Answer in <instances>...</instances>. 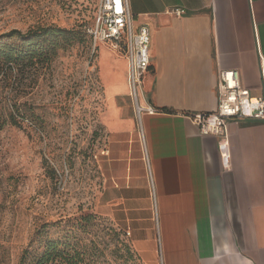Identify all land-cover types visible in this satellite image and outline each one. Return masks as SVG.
I'll use <instances>...</instances> for the list:
<instances>
[{
  "label": "crops",
  "instance_id": "0c3cea01",
  "mask_svg": "<svg viewBox=\"0 0 264 264\" xmlns=\"http://www.w3.org/2000/svg\"><path fill=\"white\" fill-rule=\"evenodd\" d=\"M128 6L134 26L150 28L140 103L156 112L139 122L128 63L104 48L96 214L127 236L142 264H264V122L232 120L224 138L201 136L185 117L216 111L220 71H238L253 97L264 91V0Z\"/></svg>",
  "mask_w": 264,
  "mask_h": 264
},
{
  "label": "rangeland",
  "instance_id": "374dc122",
  "mask_svg": "<svg viewBox=\"0 0 264 264\" xmlns=\"http://www.w3.org/2000/svg\"><path fill=\"white\" fill-rule=\"evenodd\" d=\"M99 2L0 0V264H36L50 247L48 264H142L95 211L112 49L90 33Z\"/></svg>",
  "mask_w": 264,
  "mask_h": 264
},
{
  "label": "built area",
  "instance_id": "2783aa9c",
  "mask_svg": "<svg viewBox=\"0 0 264 264\" xmlns=\"http://www.w3.org/2000/svg\"><path fill=\"white\" fill-rule=\"evenodd\" d=\"M176 14L181 15L182 12ZM95 18V26L90 32L95 42L111 46L116 54L123 56L128 63L127 83L140 122L143 113L156 112L153 107L140 103L145 102L143 81L151 64L150 28L147 25L138 28L134 26L128 0H100ZM217 87L216 111L185 116L198 128L201 136L226 138L227 126L232 120L264 122V91L253 97L251 91L243 85L238 71H220ZM140 137L144 142L141 126ZM224 147H227V143L220 147L223 156ZM223 158L226 163L229 156ZM145 161L152 184V172L147 155Z\"/></svg>",
  "mask_w": 264,
  "mask_h": 264
},
{
  "label": "trees",
  "instance_id": "16d2710c",
  "mask_svg": "<svg viewBox=\"0 0 264 264\" xmlns=\"http://www.w3.org/2000/svg\"><path fill=\"white\" fill-rule=\"evenodd\" d=\"M14 35H21V34L17 31H12L9 34V36H14ZM21 37H23V36H21ZM53 254H54L53 247L47 248V250L42 255L39 256L36 264H48V263H50L51 261H53Z\"/></svg>",
  "mask_w": 264,
  "mask_h": 264
}]
</instances>
